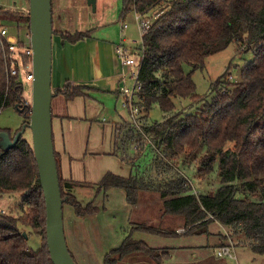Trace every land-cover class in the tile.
Instances as JSON below:
<instances>
[{
	"label": "trees",
	"instance_id": "obj_1",
	"mask_svg": "<svg viewBox=\"0 0 264 264\" xmlns=\"http://www.w3.org/2000/svg\"><path fill=\"white\" fill-rule=\"evenodd\" d=\"M155 8L166 9L141 36L142 55L137 73V80L142 84L138 98L144 104L145 113L156 105L161 113L168 115L177 100L204 102L195 94L192 74L204 68L207 57L232 43L252 48V61L240 69L234 84L225 82L227 72L223 73L211 85L210 93L214 97L198 113L166 118L144 130L161 143L164 152L171 155L169 159L182 155L194 161L205 147V153L197 160L198 172L207 175L217 163L221 186L213 196L195 197L180 195L179 182L167 184V190L159 196L163 213L180 215L185 233L166 234L147 222L132 224L120 245L104 255L103 264H120L125 260L128 263L139 258L147 264H163L169 258L168 250L153 249L143 241L134 240V232L166 238L200 236L207 234V227L213 222L226 227L231 240L246 242L250 252L263 256L264 0H121L120 19L131 13L146 15ZM4 22L29 28L28 17L1 13L0 25ZM52 34L70 44L89 36L56 30ZM5 52V45L0 43V110L15 109L23 119V126L28 123L31 110L23 105V86L18 78L8 74ZM22 62L27 65L25 58ZM184 66L191 70L185 73ZM220 86L228 88L222 92ZM82 90L66 83L61 89H52V94L70 100L82 96ZM130 131L125 133L123 141L131 140L132 135L136 138ZM134 131L140 138V133ZM1 133L10 134L8 130H0ZM54 157L62 206L80 218L96 214L99 210L94 200L82 205L72 195L71 190L77 185L62 179L55 152ZM236 182H241L239 188L233 185ZM139 184L142 180L133 175L124 178L107 173L93 187L95 196L110 189L122 190L126 200L134 205ZM240 191H247L256 201L237 198ZM0 194H20L19 207L24 208L18 218L0 216V264H52L45 241V206L31 141L22 136L10 149L0 145ZM62 212H65L63 208ZM19 227L36 230V235L44 239L37 251L30 249Z\"/></svg>",
	"mask_w": 264,
	"mask_h": 264
},
{
	"label": "rangeland",
	"instance_id": "obj_2",
	"mask_svg": "<svg viewBox=\"0 0 264 264\" xmlns=\"http://www.w3.org/2000/svg\"><path fill=\"white\" fill-rule=\"evenodd\" d=\"M88 2L89 0H51L52 29L70 33L95 29L93 37H106L109 39L117 38L120 33V27L123 24H127L128 29L124 34L123 46L131 49L140 47L141 34L134 20V14H128L124 19L120 20L121 0H95L94 6H91ZM13 3L20 7L23 6L20 0H0V5L13 6ZM25 4L26 6L23 7L24 12L20 16L25 15L28 17V2ZM160 9L155 8V10L148 12L146 18L153 22L161 14V12L158 13ZM4 24L2 23V26L7 30L8 35L15 33L14 36L18 40L24 38V34L29 31L26 26L20 25L17 29H14L16 24L9 22ZM251 50L252 48L248 45L232 43L225 50L205 59L204 68L196 70L192 74L195 94L202 97L204 100L202 103L190 100H177L174 110L163 118L164 114L161 113L156 105L145 113L144 104L138 99L137 103L133 105L139 109L138 127L136 128L129 124L127 111H124L127 121L121 125L120 131L117 132L116 141H120L118 146L123 162L131 169L133 176L142 180V184L138 185L140 191L137 192V198H134L136 203L133 205L132 201H127L132 206L134 215L129 217L127 204H125L123 199L124 193L122 190H116L114 191V197L108 203V209L105 204L106 210L104 213H100L97 217L86 221L76 220V224L70 228L71 230L66 228L68 233L66 244L76 264H103L104 255L110 249L120 245L132 224L147 222L166 234L173 231L177 232V234L185 233L183 229L184 220L180 215L163 213L162 200L159 197L160 193L167 190V184L179 182L182 185L181 191H179L180 195L213 196L215 191L221 186L217 177V163L213 165V170L209 174H201L198 172L197 160L205 153V147L194 161L187 160L182 155L169 159L171 155H167L164 152L161 143L149 137L144 130L155 123H162L166 118H181L187 114L198 113L204 103L210 102L214 97L210 93L211 85L223 73L227 72V77L224 79L225 82L234 84L238 81L240 69L252 61ZM190 70V67L184 66L185 73ZM31 83L28 81L21 83L23 86V105L29 107H31ZM126 86L132 87L133 81H126ZM226 88L228 87H219L222 92ZM22 123L23 119L15 109L6 108L0 110V130H8L10 133L8 134L9 138L12 137L16 130L21 128ZM132 127L140 133V138H138ZM128 131L134 134L136 138H133L132 135L131 140L126 139V141H123V136ZM22 137L30 142V131L26 129ZM233 185L239 188L241 182H236ZM244 197L256 201L255 197L253 198L247 191H240L237 195V198ZM78 200L82 205H86L88 202L86 198L80 196ZM19 205L20 194L0 195V207L10 210L9 217L18 218L21 216L24 208L21 210ZM65 207L62 206L63 211H65L63 215L64 218H67V222L68 218H71L73 214L70 208ZM19 230L26 234L28 246L32 251H37L40 245L44 243V239L36 235V230L25 227H19ZM70 232L71 237H69ZM133 237L136 241H145L151 247L172 244L171 239L152 238L142 232H134ZM211 237L216 239L213 242L215 248L220 246L217 252L224 245L240 250L235 251L237 262L227 259V257H217L215 249L211 248L212 242H209ZM177 241L185 246L192 247L184 251L199 252L198 256L201 251L204 254L208 253L209 256L198 264H264V256L252 254L246 242L231 240L229 230H223L218 223H210L207 227L206 235L181 237ZM190 252L183 253L181 258L193 257L194 255ZM120 264H127V260Z\"/></svg>",
	"mask_w": 264,
	"mask_h": 264
},
{
	"label": "crops",
	"instance_id": "obj_3",
	"mask_svg": "<svg viewBox=\"0 0 264 264\" xmlns=\"http://www.w3.org/2000/svg\"><path fill=\"white\" fill-rule=\"evenodd\" d=\"M21 2L23 3L21 7L16 3H13V6L1 4L0 12L19 17L24 12L23 7L26 6L25 1ZM62 11L64 12V10ZM23 17L26 16L23 15ZM14 29H17V25ZM95 31L93 29L92 31L78 32L88 33L89 36L75 44L63 42L58 36L52 38L51 88L61 89L66 83L71 87L83 88L82 96H76L68 100L61 95H56L51 100L53 150L59 159V171L62 179L77 185L71 190L72 195L78 202L79 196L86 198L87 203L94 200L95 206L99 210L96 214L84 218L74 216L71 210L73 216L68 218L67 222V218L63 216L66 243L68 238L66 228H72L76 224V220L86 221L97 217L100 213H104L106 210L105 204L108 209V203L114 197V191L119 190L110 189L95 196L93 185L99 183L107 173L124 178L133 175L131 169L123 162L118 146L120 142L116 141L117 131H120L121 125L127 121L123 109L124 99L118 93L122 69L114 54V46L121 41L120 33L117 38L108 39L106 37H93ZM59 32L73 34L68 31ZM14 34H9V36L13 37ZM123 199L127 204L129 217L134 215L132 206L126 200L125 193ZM221 228L228 230L226 227L221 226ZM147 235L157 239H171V245L158 247H151L142 240L150 248L168 250L169 258L163 264H198L209 256L208 253L204 254L202 251L199 256V252L184 251L192 247L178 242L177 239L181 237L166 238ZM71 236L70 232L69 237ZM215 241V237L209 238V242H212L211 248H214L216 253L220 246L216 249L213 244ZM235 251L240 250L232 248L234 257L227 259L237 262ZM186 252H190L194 256L181 258L182 254ZM127 264L147 263L139 258Z\"/></svg>",
	"mask_w": 264,
	"mask_h": 264
},
{
	"label": "water",
	"instance_id": "obj_4",
	"mask_svg": "<svg viewBox=\"0 0 264 264\" xmlns=\"http://www.w3.org/2000/svg\"><path fill=\"white\" fill-rule=\"evenodd\" d=\"M94 6L95 0H89ZM28 20L32 49L31 111L13 140L1 133L0 145L12 148L26 129L30 131L37 175L45 206V241L52 264H76L66 245L62 199L52 143L51 88L52 14L51 0H28ZM27 238L26 234H22Z\"/></svg>",
	"mask_w": 264,
	"mask_h": 264
},
{
	"label": "built area",
	"instance_id": "obj_5",
	"mask_svg": "<svg viewBox=\"0 0 264 264\" xmlns=\"http://www.w3.org/2000/svg\"><path fill=\"white\" fill-rule=\"evenodd\" d=\"M159 12H161L162 14L164 12V9H160L158 13ZM160 15H158L157 18ZM134 20L136 21L141 36L142 34L146 33L155 22V20H153L152 22L147 19L146 15L138 14H134ZM127 29L128 25L124 24L120 30L121 41L118 45L114 46V54L117 57L118 63L122 69L120 73L121 80L118 84V93L124 99L123 109L127 111L129 124L136 128L138 127L139 109L137 106L134 107L133 105L137 103L139 99L138 95L142 92V84L137 80V73L139 70L142 49H140V47L138 49H131L125 48L123 46L122 43L125 39L124 33L127 31ZM0 43L1 45H5V58L9 62V76L17 77L21 83H23V81L32 82V49L30 44L29 31L27 32V34H24V38L18 40L17 37H9L7 30L0 25ZM23 58L27 60L26 66L23 65ZM129 80L133 81L132 87L126 86V81ZM9 213V209L0 207V216H8ZM216 255L220 258L234 257L232 248L230 246H224L223 248L219 249V251L216 252Z\"/></svg>",
	"mask_w": 264,
	"mask_h": 264
}]
</instances>
